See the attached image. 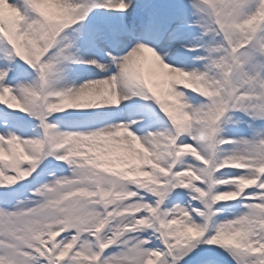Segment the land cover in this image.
I'll list each match as a JSON object with an SVG mask.
<instances>
[{"label": "snow or ice", "instance_id": "6c2138e0", "mask_svg": "<svg viewBox=\"0 0 264 264\" xmlns=\"http://www.w3.org/2000/svg\"><path fill=\"white\" fill-rule=\"evenodd\" d=\"M0 264H264V0H0Z\"/></svg>", "mask_w": 264, "mask_h": 264}, {"label": "rangeland", "instance_id": "374dc122", "mask_svg": "<svg viewBox=\"0 0 264 264\" xmlns=\"http://www.w3.org/2000/svg\"><path fill=\"white\" fill-rule=\"evenodd\" d=\"M130 103V102H129ZM230 127V130H231V126H229Z\"/></svg>", "mask_w": 264, "mask_h": 264}]
</instances>
